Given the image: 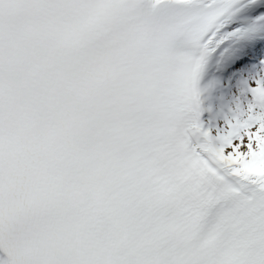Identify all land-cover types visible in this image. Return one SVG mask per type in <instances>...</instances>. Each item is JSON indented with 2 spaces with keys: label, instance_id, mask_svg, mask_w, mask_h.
I'll return each mask as SVG.
<instances>
[{
  "label": "snow or ice",
  "instance_id": "6c2138e0",
  "mask_svg": "<svg viewBox=\"0 0 264 264\" xmlns=\"http://www.w3.org/2000/svg\"><path fill=\"white\" fill-rule=\"evenodd\" d=\"M0 264H264V0H0Z\"/></svg>",
  "mask_w": 264,
  "mask_h": 264
}]
</instances>
